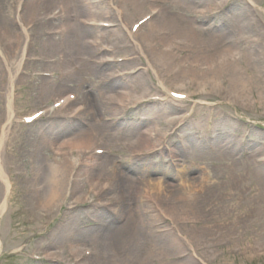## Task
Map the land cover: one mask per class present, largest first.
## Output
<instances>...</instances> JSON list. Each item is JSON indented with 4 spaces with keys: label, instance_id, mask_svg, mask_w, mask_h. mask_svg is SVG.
Returning a JSON list of instances; mask_svg holds the SVG:
<instances>
[{
    "label": "rangeland",
    "instance_id": "1",
    "mask_svg": "<svg viewBox=\"0 0 264 264\" xmlns=\"http://www.w3.org/2000/svg\"><path fill=\"white\" fill-rule=\"evenodd\" d=\"M13 1L7 0L8 3L6 0L0 1V126L5 125L4 101L7 93L11 96L12 112L11 119L5 126L6 138L0 150L2 163L10 179V194L0 216V264H100L97 255L91 258L86 257L78 262L79 257L75 258L76 249L83 248L90 251L93 249L90 239L100 231L103 232V225L117 226L124 223L128 217V214L124 216L122 211L117 212L122 208L126 209L122 203L113 207L108 202L115 197L116 187L108 190L107 198H86L89 195L86 192V185L94 182L99 185L103 178L114 177L110 166L105 167L104 165L102 155H105V152H111V154L104 158L117 159L116 163L115 161L112 163L115 171L119 170L131 179L147 177L170 182L178 191L174 193L172 189L168 190L170 193L161 197V200L158 199V202L150 199L153 203L151 205L155 207L154 220L150 221L145 217V222L152 224L154 228H161L160 226L168 228L170 233L165 236L160 235L157 247L161 245L162 249L156 253L152 252L142 264H171L167 256L169 254L175 255L176 264L181 263L189 255L194 259L193 264H197L196 262L264 264V84L260 83L264 82V38L260 44L258 37V31L264 32V14L260 12V7L264 8V0H261L260 4H256L255 7L243 4L246 7L249 6L246 9L247 15H251L248 17V26L243 27V18L239 17L240 13L244 14V10L238 8L239 4L245 2L243 0H223L227 2L225 6L214 9L213 14L204 18L205 21H194L193 24L194 27L206 30L205 36L200 37L199 40L217 44L233 41V46L230 47L234 50L241 49L251 54L257 63L254 64L253 69L250 68L251 73L246 74V72L244 77L252 76L255 71H259L262 73V80L258 77L253 79V92L242 95L244 99L241 95L239 98L235 97L236 91L230 87L224 89L222 93L205 96L206 98L202 101L195 96L194 101L189 103L176 101L167 94L165 95L166 100L151 101L147 97L151 96L148 95L151 92V94H161L159 93L160 81L166 88L169 85V89L179 88L182 85L180 87L182 89L177 90L184 92V96L196 91L195 87L189 85L191 75L183 72L191 70L189 64L193 61L200 60L196 66L204 61L210 63L216 61L218 53L214 52L216 49L210 52L184 49L177 53L178 61L174 62L175 64H164L165 61L158 60V62L154 59L155 56L152 55L151 50L153 43L150 45L148 42L150 40H144L140 34L137 35V31L139 28L147 31L146 24L150 18H152V24L164 21L160 14H155L161 9L160 5L152 4L155 8V13L152 14L149 11L150 7L136 10L125 7L121 2L116 6L114 4L116 0H103V3L97 5L93 3L89 7L83 0H78L71 5L64 0H48V3L37 0H17L20 2V7L17 13L15 9L13 10L12 16L7 13V8ZM178 1L187 2V0ZM193 1L213 7L221 0ZM59 3H64L65 6L62 13L60 12L62 6H59ZM100 10H103V13L108 11L112 14H103ZM7 14L11 17H5ZM59 15L61 16L57 17ZM120 23L129 30L135 23L132 28L137 29V36L133 39L144 46V53L150 57L156 67L157 75H160L158 78L151 69L147 68L146 60L138 50V53H132L133 41L126 39ZM74 30L85 33V45L93 49V52L86 48V55L77 54V51L80 53V47L76 41L71 42V39H68L69 33H74ZM101 34L102 38L97 40V35ZM114 35L118 36V39H115ZM247 36L252 37L251 43L245 39ZM159 38L161 40L157 44L158 52L164 50L168 43V41L164 42L162 35ZM88 52L92 54L89 55ZM19 56L21 58H18ZM133 57H137L136 66L128 69L130 63H127L131 62ZM84 59L85 63L90 65L91 70L97 71L95 81L102 84L108 83L104 88L105 92L112 93V97L117 96V93L126 94L131 102L128 103L129 108L121 109L122 112L117 117L121 119L123 116L120 124L117 122L119 120L114 118L104 106V108H99V114L95 113L88 121L79 120L81 123L79 129L86 128L89 121L96 118V120L112 124L110 126L112 133L122 135L114 141L130 142L134 139L133 135H137V131L143 132L153 126L152 122L144 120V116L150 111L155 113L153 123L156 124V128L158 124L166 123V118L173 119L182 116L185 118L186 128L173 131L170 145L166 143L162 145L163 147H159L154 144L153 148H145L140 152L127 153L123 149L120 150L118 142H113L107 148H104L102 144L101 147L97 145L101 149L89 153L93 156L91 163L96 169L88 167L89 171L86 172L79 167L81 160L73 168L68 163L63 165L61 160L58 165H55L54 161L58 160L61 155L53 151V148H57L58 143H66L74 139L75 133L78 132L77 130L72 132L64 126V117L66 113L69 114L68 107L75 109L83 101L80 100L79 93H90L88 84L90 82L82 83L83 79L79 76L83 70ZM179 61L180 64H178ZM220 63V60L216 61L211 65L214 71L204 73V76L200 75L196 79H200L198 80L200 82L205 79L217 81L218 78L223 77L233 80L237 79V73L242 74L240 65L235 68L228 67L229 70H218ZM131 71L136 72L129 74ZM136 73L146 81L148 90L144 88L131 92L129 87L135 81ZM57 79L68 82L55 84L56 87H52L55 89L53 92L51 89L50 91L45 90L49 86H44L42 82ZM173 80L174 82L171 83ZM63 94L71 95L73 98L69 101L74 102L67 105L65 111L59 112L57 111L61 103L59 100ZM258 98L259 101L256 102ZM46 110H51V112L43 114ZM80 118L81 116L78 119ZM126 119L129 123L124 124ZM56 128L59 140L53 139ZM38 132L41 134H37ZM188 136L189 140H187ZM222 137H225L227 141L233 140V152L224 158L226 161L229 157V161L233 162L236 168L235 171L230 172L228 180L224 177L227 172L220 160ZM185 143L184 153H178L175 156L171 153L167 155L174 144L182 147ZM32 146L42 149L45 155L43 163L46 167L54 164L55 172L61 167L64 170L63 179H66L68 173L74 177L72 182L75 187L66 196L69 205L75 199L81 198L79 201L82 202L69 206V208L60 206L61 203H59L51 211H47L38 203L41 197L34 196L31 199V196L27 195L31 191H35L37 195L41 194L46 185L44 180L22 181L23 177L37 178L38 174H41L36 170L35 155L37 152ZM70 152L73 156L77 155L76 150H70ZM196 152L202 159L197 156ZM129 155L131 157H128ZM160 160V164L173 171V175L168 173L172 176L171 178L168 179L164 174L165 168H159ZM250 169H252L251 172H249ZM55 172L54 174H57ZM180 174L184 175L183 178L188 177L191 180L206 175L209 182V186L205 187L201 193L193 192L194 198L187 204L188 206L185 203L172 201L182 191V188L178 186ZM61 176V173L57 175V177ZM1 189L0 182V192ZM128 199L130 204L128 208L132 209V201ZM76 210L81 217L78 215L66 221V216ZM170 210L180 212L178 214L180 218L189 219L187 220L190 221L189 224L175 227L169 221L172 218L166 216V211ZM224 216L229 217L228 222L225 221ZM233 216H236V221L232 220ZM66 222H72L77 228L75 230L79 229L75 239L65 237L67 231L62 226L66 225ZM233 222L245 230L242 231L241 228L235 231L219 229L220 224ZM205 226L209 228L208 231H203ZM239 231L243 233L239 234L237 241L231 240L230 243L221 244L227 240L226 237H235L233 233ZM205 238L208 240L215 238L213 240H217L216 242H220L221 245L212 246L206 260L201 261L197 254L192 253V247ZM167 245L174 248L167 247ZM225 251L229 252V256L223 254ZM51 254H57L60 257L51 258L49 257ZM130 260L122 256L119 258L111 256L110 259L111 264H127Z\"/></svg>",
    "mask_w": 264,
    "mask_h": 264
},
{
    "label": "bare ground",
    "instance_id": "2",
    "mask_svg": "<svg viewBox=\"0 0 264 264\" xmlns=\"http://www.w3.org/2000/svg\"><path fill=\"white\" fill-rule=\"evenodd\" d=\"M0 1H3V0H0ZM19 1L14 0L12 4L8 6L9 7L7 8L8 14H11L13 16L14 9L17 13V9L20 7ZM37 1H44L48 3V0H37ZM64 1H66L69 5H71L72 3H76L78 0H64ZM83 1L86 2V5L88 7L92 5L93 3L94 5L103 3V0H83ZM243 1L245 2L242 4H239L238 8L240 10L241 9L244 10V12L242 11L244 14L240 13L239 17H241V19L243 18V27H245V26H248V22H247L249 19L248 17H251V15H247L246 9L249 6L255 7L256 4H260L261 0H243ZM120 2L125 7H131L136 10H139L145 7H150L149 11L152 14L155 13L154 12L155 8L153 7L154 4L156 5L158 4L161 7V9L156 11L155 14L157 15L160 14V16L163 17L164 21H162V23L158 22V24L157 23L152 24L151 23L152 18H150L148 20V23L147 24L145 23L147 26L146 28L147 31H144V30L142 31L143 28H139L138 31L136 28H132L135 23L132 24V26L130 27V30L127 29L125 25L120 23L122 30L125 32L124 35H126V39L129 38L131 41H133V44L136 46L135 47L132 44L131 46L132 51H133L132 53L139 52L140 54L144 56L146 60L147 68H149V70L151 69L154 72L156 78H158L159 74L157 75L156 67L153 65L150 57L144 53L143 51L144 46L139 41H136L133 39L138 34H140V36L144 38V40L145 39L150 40L148 41L150 45L153 43L152 44L153 47H151V50H152V55L155 57L153 56L152 57L156 59L157 61L160 60V62L165 61L164 64L165 63L175 64L174 62L178 61L177 53L184 51V49L186 50L194 49L197 52H210L216 49L214 51L218 53L216 61L220 60L221 62L218 70H223V69L229 70L228 67L235 68L238 65H240V69H242V74L237 73V79L229 80L223 77V78H218L217 81L215 80L211 81V80L205 79L204 81L200 82L198 81L200 79H196V78H199L198 76L203 75L204 73H207V72L209 73L211 71H214L213 66L211 65L216 63V61H211V63L204 61V62H201V64H198V66H196V63H199L200 60L193 61L192 63L189 64L191 67V70L188 72L184 71L183 73H187L191 75V78L189 80L190 81L189 85L192 87H195L196 91H193L189 93L188 95L184 96L185 94L184 92L177 90V89H182L180 88L182 87V85H180L179 88L169 89L170 87L169 85L166 84L168 87L166 88L163 82L160 81L159 83L161 86H160L159 93L161 94H157V93L151 94L152 90L157 91L155 88H152V90H150L151 93L148 94L151 96L147 97L149 98V100L151 101L161 100V99L166 100L165 95L167 94L172 99L183 102V103H187V102L189 103V102L194 101L193 98L195 96L198 97L197 99L202 101L203 98H206L207 96L212 95V94L222 93L224 92V89H228L230 87L231 88L233 87L234 90L236 91L235 97L239 98V96L241 95V97L243 98L242 95L253 92V85H254L253 79L258 77L262 80L261 78L262 73L259 71H255V73H253L254 75L252 74V76L248 75L244 77L246 72H247L246 74L251 73V69L254 68V64H256L257 62L248 52L245 53L241 49L234 50L232 47H230V46H233V41H231L230 43L229 41H226V42H220L217 44L215 42L210 43L207 41L199 40L200 37L205 36L204 33H206V30H203L200 27H194L193 25L194 21L195 22L205 21L204 18L206 16L211 15L215 12L214 9H219L220 6L221 7L225 6L227 2L221 0L219 1V3L214 4L213 7H208L207 4L206 6L203 4H199L198 2H195L193 0H187V2H181L178 0H148V1L147 0H116L114 4L118 6L117 4H119ZM6 3H8L7 0H6ZM63 4L59 3V6H62L60 7L61 13H62V10L64 11V7H65ZM243 4H248L249 6L246 7ZM100 12L103 13V10H100ZM260 12L264 14V8L260 7ZM8 14L5 17H11V15H8ZM103 14H112V13L107 11ZM60 16L61 15L57 17H60ZM252 17H255V16L252 15ZM116 18H117V21H119L118 17ZM16 19L18 20L17 14H16ZM145 24H143V26ZM136 31L138 32L137 35H136ZM69 34L70 35H68V39L69 40L71 39V42L76 41L77 45L80 47V53L76 50L77 54L86 55L87 53L85 52L87 51L85 50H87L86 48L88 47H86L85 41H84L85 33L74 30V33L70 32ZM160 35H162V38L165 40L164 42L168 41V43H166V48L164 50L162 51L159 50L160 52H158L157 44L159 43L158 41L161 40V38H159ZM177 35H180V36H177ZM97 36H98L97 40H100L103 35L101 34ZM114 37L115 39H118V36L114 35ZM258 37H259V42L262 41V39L264 38V32L260 33L258 31ZM251 38H252L251 36L250 37L247 36L245 39L251 43ZM188 42H190V44H188ZM214 45H217L219 47L217 48ZM88 51L93 52V49L88 48ZM90 52H88L89 55L92 54ZM18 58H21V56H19ZM18 58H16V60ZM136 61H137V57H133L131 62L127 63V64L130 63L129 64L130 67L128 69L135 68ZM85 62L86 60L84 59V65L82 66L83 70H81L79 76H80V79L81 78L83 79L82 83L84 81H85L84 82L85 84L87 82H90L88 83L90 93L89 92L88 94H84V92L79 93V98L80 100H83V101L81 102L79 101L80 104L77 107H75V109H72L71 107L67 106L74 102V101H69V99L73 97L69 94H66V95L63 94V96H61L62 103L58 106L57 111L59 112L65 111L67 107L69 108V114L66 113V117H64L65 118L64 126L69 128L72 132L73 130L75 132L77 130L78 132L75 133L76 136L74 135L75 136L74 139H70L66 143H58L57 148H53V151L55 150L56 153L61 155V157L58 160L54 161L55 165H58L60 163L59 160H61L63 161L62 163L63 165H66V163H68V164H71L73 168L76 165V163L80 162L81 160L79 167L83 168L86 172V171H89L88 167H91V168L95 167L91 163L93 156H90L89 153L92 151L96 152V150L101 149L100 148L101 144L104 146V148H107V146L112 145L113 142L115 143L118 142L117 144L120 150L123 149L127 153L140 152L144 150L145 148L147 149L153 148L155 145L159 147L166 143H167L166 145H170L169 143L172 142L171 134L173 133V131H175V129L183 130L186 128L185 126L186 122L183 116L176 117L173 119L166 118V123L163 122L161 124H158V128H156V124L154 125L153 123L155 119L154 117L155 113L150 111L148 113L146 112L148 115L146 114V116H144V120L152 122L153 126H151V128L147 130L145 129L143 132L137 131L138 132L137 135H133L134 139L133 140L131 139L130 142L114 141V139L122 135L112 133L110 130V126L112 124H109L107 121L106 123H104L103 120H98V119L96 120V118H93L91 121H89L90 123L89 124L87 123L88 126L86 128L79 129V126L81 125L80 121H84V120L88 121L90 117L93 116L95 113L99 114L98 112L99 108H104V106H106V108L112 113L113 117L117 119V117L122 112L121 109L129 108L128 103L131 102V100H128V95L126 94L117 93V96L112 97L111 96L112 93L109 94L108 92H105L104 88L107 86L108 83L102 84V83L96 82L94 78H95V74H97V71L91 70L90 65L86 64ZM178 64H180V61L178 62ZM182 66L184 67V65ZM135 72L131 71L129 72V74L135 73ZM140 76H141L140 74L136 73L135 81L131 83L129 87V89H131V92L139 91V90L146 88V81L142 79L143 78L142 76H141L142 78ZM201 79H204V78H201ZM66 82L68 81H59L57 79L56 81L55 80L50 81V82L44 81L42 83L44 86H49V87H46L45 90L50 91L51 89V92H53L55 89L52 87H56L55 84L59 85L60 83L64 84ZM172 82H174V80L171 81V83ZM260 83L264 84V82H260ZM145 90H148V88H146ZM209 90L211 94L209 93ZM10 100H11V96L10 94L7 93V95L5 96V101H4L5 102L4 104L5 125L3 124L2 126H0V150L3 147L4 141L6 138L7 129L5 128V126L8 123V120L11 119V115H12L11 108H10ZM255 101L256 102L259 101V98ZM87 111H89V114H87ZM50 112L51 110H48V111L46 110L43 114H47ZM67 115H70V116H67ZM80 116L81 118L78 119ZM122 117L123 116H121V119ZM121 119L120 118L117 119L119 120L117 121L119 124H120V121H122ZM127 121L128 120L126 119V121H124V124L129 123ZM55 130H56L55 133L53 132L54 138L53 137L52 138L54 140H59V138H57V135H58L57 128ZM214 131H215V127H214ZM130 132L131 131H129V133ZM37 134H41V133L38 132ZM226 138H228V136H226ZM231 138L233 137L231 136ZM187 140H189V136ZM104 142L106 144H104ZM222 142H223V146H221L220 160H221V164H223L225 168V171L227 172L225 173L224 177L226 178V180H228L229 179L228 175L231 174L230 172L236 170L234 166L235 164L229 161V157H228V160L226 159V161L224 159L226 156H230L229 154H232L233 152L232 150L233 140L231 139L227 141L225 140V137H222ZM97 145H99L100 147H98ZM185 145L186 143L184 144V146L179 147L177 146V144H174V147H172L171 152L169 151L167 155L169 156L171 153L172 156H175L178 153L180 154L184 153L183 151H185ZM32 147H34V149H36V152H37L35 155L36 156L35 164L37 166L36 170L41 174L40 175L38 174L37 178H33V177L24 178L23 177L22 181H28V179L32 181L34 180L43 181L44 180L46 181V185L41 194L37 195L35 191H31V192H28L27 195L29 197L31 196L30 197L31 199L34 196H38L39 198L41 197L38 203L42 205L43 209L46 208L47 211H51V209L57 206L59 203H61L60 206H66L67 208H69V206H73L74 204H78L82 202V201H79L81 200V198L79 200L75 199L69 205V203L66 200L67 199L66 196L68 192L70 190L72 191V189H74L75 187V185L72 182L74 180V177H72L68 173L66 179H63L64 170L61 167H59L58 170H59V173L62 174V176L57 177L59 173H58V170H56V172L54 170L56 166H54V164H50L48 167H46L45 164L43 163L45 155L42 153V149H38L35 146H32ZM70 150L71 151L76 150L77 155L73 156ZM226 152L227 154H225ZM104 154L105 155H102V158L104 159V165L105 167L110 166L111 171L113 170L112 175L114 177L108 176L106 178H103L102 180L99 179L100 180L99 185H96L95 182L93 184L86 185L85 186L86 192L89 195L88 197L86 196L84 197L88 199L89 198L95 199L97 197L107 198L108 190L111 187L112 188L116 187L114 191L115 197L108 200V202H110L111 205H113V207L117 204L121 205L122 203L126 209L122 208V210L120 211L118 210L117 212L122 211V213H124V216L128 214V217L126 218V221L124 223L119 224L117 226H108L107 224L103 225L102 226L103 232L100 231L98 234L93 236L92 239H90V242L93 244V249H91L92 251L91 250L88 251V249L85 250L83 248L76 247L77 255L75 258L79 257V259H77L79 262L80 260L86 257L90 256L91 258L92 256L97 255L98 263L102 264L103 262H106V264H111V261H110L111 256L113 258H119L122 256V258L131 259L130 261H127L128 262L127 264H142L149 258L152 252L156 253L158 252V250L162 249L161 245L157 247L158 241H160V235L165 236L166 234L168 235L170 233L168 228H165L162 226H160L161 228H154L152 224L145 222V217L150 219V221L154 220L153 211L155 207L153 208V206L151 205L153 203L150 201V199L157 200L158 202L159 201L158 199L161 200V197H164V195H167L168 193H170L168 192V190L172 189L174 193L178 191H176V189L173 188V186L175 185L171 184L170 182L159 181L156 179H148L147 177L131 179L127 177L125 174L121 173L119 170L115 171L113 169L112 163L114 161L116 163L117 161L116 158L111 159L110 157L109 160L107 158H104L105 156L109 157L111 152H105ZM128 157H131V156L129 155ZM198 157L202 159L200 156ZM174 160L177 161L178 159H174ZM160 163H161V160L158 163V165H160L159 168H165L164 174L166 175L168 179L171 178L172 176L168 175V173L170 172L172 174L173 171L169 169L167 166H163ZM144 166H146V164ZM251 170L252 169H250L249 172H251ZM54 172L57 174H54ZM180 175H181L180 184L178 186L182 188V191L180 195L176 196L177 197L176 199L172 200L173 202H176V203L181 202L187 205L190 202H192L194 198L193 197L194 191L201 193V191H203L205 187L209 186V182H208L206 175L199 176L196 180H191L188 177L183 178L184 175L182 174ZM0 182L2 184V189L0 192V216H1V213L4 211L6 207V203H7L6 199L8 195L10 194V191H9L10 179L5 171L4 165L1 160V156H0ZM128 198H130V201H132V209L128 208L130 205ZM58 199L59 201H57ZM85 200L86 199H84L83 201ZM132 210L133 212H131ZM179 213L180 212H171L170 210V211H166V216L167 218L168 217L172 218V220H169V221H171L173 225H175V227H181L182 225H185L187 223L189 224L190 221L189 222L187 221L189 219H186L185 217L180 218V216L178 215ZM78 215L79 213H77V210L73 211L70 215L66 216V221H69L72 219V217H77ZM79 217L81 216L79 215ZM224 219L226 222L229 221V217L224 216ZM232 220L236 221V216H233ZM229 225H232V226L229 227ZM62 227L64 230L67 231V233L65 234V237H67V239L68 238L75 239L76 235H78L77 231L79 229L75 230L77 228H75L76 226L72 222H68L66 225H63ZM237 228L243 229L242 231L245 230L244 228L239 227L238 225L234 224V222L231 224L230 223L220 224L219 226V229L221 230L222 229H229V230L232 229L235 231L237 230ZM208 230L209 228L207 226L203 227V231H208ZM242 231L233 233L235 237L233 236L226 237L227 240H225V242L221 244L230 243L229 241L231 240L237 241L239 236L243 233ZM95 233H97V231ZM213 239L215 238H211V240H208L207 238H205L201 242H197L196 243L197 245L195 247H192V253L197 254L201 258L200 259L201 261L206 260L207 254L209 253V251L212 250L211 247L217 244H220V242L217 243L216 242L217 240H213ZM51 242H53V240ZM76 246H80V245H76ZM167 247L174 248L171 245H167ZM234 251L238 252V250H234ZM223 254L229 256V252L227 251H225ZM233 254H236V252H233ZM167 256H169L168 260L171 264H176L174 261V256H175L174 254H169ZM49 257L58 258L60 257V255L51 254L49 255ZM189 262H191V264L194 263V259L191 257V255L187 256L179 264H190ZM196 263L203 264L201 262L200 263L196 262Z\"/></svg>",
    "mask_w": 264,
    "mask_h": 264
}]
</instances>
